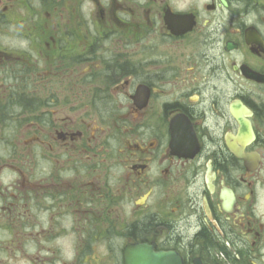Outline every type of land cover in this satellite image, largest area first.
Listing matches in <instances>:
<instances>
[{"label":"flooded vegetation","instance_id":"flooded-vegetation-1","mask_svg":"<svg viewBox=\"0 0 264 264\" xmlns=\"http://www.w3.org/2000/svg\"><path fill=\"white\" fill-rule=\"evenodd\" d=\"M2 141L0 264H264V0H0Z\"/></svg>","mask_w":264,"mask_h":264},{"label":"water","instance_id":"water-1","mask_svg":"<svg viewBox=\"0 0 264 264\" xmlns=\"http://www.w3.org/2000/svg\"><path fill=\"white\" fill-rule=\"evenodd\" d=\"M125 252L126 264H183L182 258L175 253L146 255L141 247H128Z\"/></svg>","mask_w":264,"mask_h":264},{"label":"rangeland","instance_id":"rangeland-1","mask_svg":"<svg viewBox=\"0 0 264 264\" xmlns=\"http://www.w3.org/2000/svg\"><path fill=\"white\" fill-rule=\"evenodd\" d=\"M25 129H26V128H25ZM3 141H4V140H3ZM3 141H2V142H3ZM2 142L0 143L1 146H3V143H2Z\"/></svg>","mask_w":264,"mask_h":264}]
</instances>
